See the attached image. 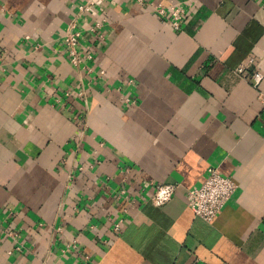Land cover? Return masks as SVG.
<instances>
[{"label":"crops","instance_id":"0c3cea01","mask_svg":"<svg viewBox=\"0 0 264 264\" xmlns=\"http://www.w3.org/2000/svg\"><path fill=\"white\" fill-rule=\"evenodd\" d=\"M86 1L0 0V264H264V0H148L184 4L181 29L103 0L74 64ZM210 166L238 188L207 221L187 193Z\"/></svg>","mask_w":264,"mask_h":264},{"label":"built area","instance_id":"2783aa9c","mask_svg":"<svg viewBox=\"0 0 264 264\" xmlns=\"http://www.w3.org/2000/svg\"><path fill=\"white\" fill-rule=\"evenodd\" d=\"M137 1L141 4L147 3L152 11L158 13L162 19L167 20L176 29H181L187 16V9L184 4L173 3L165 6L162 3H153L148 0ZM102 5L103 0H87L84 3L78 4L76 13L71 18L67 30L62 35L66 49L74 64H79L81 61L79 45H81L83 37L97 35L101 39L104 38V34L100 32L103 21L106 19L104 14L101 13L102 17L88 25L86 29H82L80 26V19L86 12L95 10L96 6L102 9ZM254 63V57H248L236 67V71L244 73ZM263 79L264 69L260 65H257L251 73L250 81L254 87H258ZM258 97L264 106V91L259 92ZM150 184L153 192L149 197V201L158 206L170 201L177 187L175 183L151 182ZM237 188L238 185L231 176L223 175L218 171L217 167L210 166L202 183L196 188L189 189L187 193L188 204L197 216L210 221L232 198ZM120 193L124 196L129 195L124 188L120 190ZM121 221L115 224V230L121 229Z\"/></svg>","mask_w":264,"mask_h":264}]
</instances>
